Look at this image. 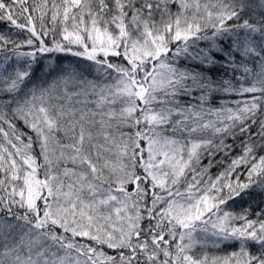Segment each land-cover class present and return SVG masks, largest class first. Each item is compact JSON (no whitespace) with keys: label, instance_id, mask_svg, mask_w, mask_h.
I'll return each instance as SVG.
<instances>
[{"label":"snow or ice","instance_id":"1","mask_svg":"<svg viewBox=\"0 0 264 264\" xmlns=\"http://www.w3.org/2000/svg\"><path fill=\"white\" fill-rule=\"evenodd\" d=\"M0 264H264V0H0Z\"/></svg>","mask_w":264,"mask_h":264}]
</instances>
